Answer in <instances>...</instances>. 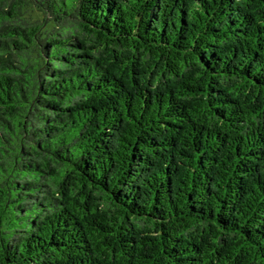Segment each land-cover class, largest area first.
Returning <instances> with one entry per match:
<instances>
[{"label": "trees", "instance_id": "16d2710c", "mask_svg": "<svg viewBox=\"0 0 264 264\" xmlns=\"http://www.w3.org/2000/svg\"><path fill=\"white\" fill-rule=\"evenodd\" d=\"M0 264H264V0H0Z\"/></svg>", "mask_w": 264, "mask_h": 264}]
</instances>
